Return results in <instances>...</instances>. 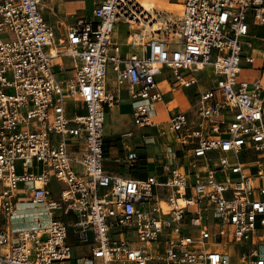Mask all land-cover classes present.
<instances>
[{
  "label": "built area",
  "instance_id": "2783aa9c",
  "mask_svg": "<svg viewBox=\"0 0 264 264\" xmlns=\"http://www.w3.org/2000/svg\"><path fill=\"white\" fill-rule=\"evenodd\" d=\"M58 1L0 0V35L14 36L0 38V264H264V93L240 76L264 0H181L174 18L139 0H81L91 17L62 33L43 15ZM161 80L198 90L156 122ZM123 88L133 123L173 139L143 180L104 165ZM24 206L35 211L17 226Z\"/></svg>",
  "mask_w": 264,
  "mask_h": 264
},
{
  "label": "crops",
  "instance_id": "0c3cea01",
  "mask_svg": "<svg viewBox=\"0 0 264 264\" xmlns=\"http://www.w3.org/2000/svg\"><path fill=\"white\" fill-rule=\"evenodd\" d=\"M87 3L81 0L58 1L48 8L43 9V15L57 29L58 33H62L66 28V24L72 21L75 15L87 18L91 17V8L89 11ZM258 35H261L259 31L256 37H259ZM261 50H258V48L252 50L254 61L242 67L240 76L248 81L254 78L260 79L262 83V94L264 93V51L261 52ZM115 85V77L110 73L107 85L109 94H117ZM192 88L188 89L192 90ZM160 89L165 95V101L163 103H157L155 106V115L153 118L156 122H164L167 120L169 108L182 109V104L186 102L184 94H188V89L171 91L166 81L162 80L160 82ZM119 95V102L106 112V116L108 115L107 125H109V132H104V165L113 173L143 180L148 175L160 170L157 166L162 162V155L160 153L164 150V141L166 139L169 141L171 136H158L156 130L152 127L136 126L132 121V104L129 94L123 88L120 90ZM146 136L153 138V140L146 139ZM160 139H162L160 151L158 154H155L154 148L150 145L155 144ZM132 150L136 151L137 158L130 161L127 155ZM77 247L80 246H75V248ZM83 247L87 250L86 246Z\"/></svg>",
  "mask_w": 264,
  "mask_h": 264
},
{
  "label": "rangeland",
  "instance_id": "374dc122",
  "mask_svg": "<svg viewBox=\"0 0 264 264\" xmlns=\"http://www.w3.org/2000/svg\"><path fill=\"white\" fill-rule=\"evenodd\" d=\"M169 1L170 2H175V3H181V0H169ZM165 6L168 7V8H170V9H175V10H178L181 7V6H178V7L177 6H171L170 4H165ZM87 8L90 11V8H91L90 2L87 3ZM126 31H127V29H126V25L125 24H122V23L116 24L115 25L116 35H114L115 36V40H117L120 43L124 44L125 36H126ZM258 31H259V34H262V33H264V28H260ZM258 36L260 37L261 35H258ZM13 37L14 36H13L12 33H3V34L0 35V38L2 40H4V41L11 40V39H13ZM252 44L256 48H258V50H261L262 48H264V42H261L259 38L258 39L252 38ZM123 46H125V45H123ZM261 52H262V50H261ZM57 76L58 77H61L62 75L58 74ZM196 76L198 78H200V80L202 82H205L206 81L204 72H197L196 73ZM196 90H197L196 87H193L192 90H190V89L187 90L188 91L187 92L188 94H186V95L184 94V96L186 97L185 98L186 102L182 104V108H185V107L189 106V102L194 101V97H195L194 94L196 93ZM178 92H175V93H178ZM107 122H108V115L106 116V120L104 121V132H106V133L109 132L108 131L109 130V125H107ZM159 141H160V143H159ZM159 141L157 140L155 142V144H151L150 145L151 147L154 148L155 154H158L159 151H160V144L162 143V139H160ZM169 141L171 143L173 142L172 137L169 139ZM34 211H35V209H33L32 206H24L23 208L19 209L18 210V213L19 214L20 213H22V214L25 213V214H27V216L26 217L19 218V219H16L14 221V224L17 225V226H25V225L29 224L30 221H31V218H29V214H33ZM262 237H264V236H262ZM73 239H75V238H74L73 234H71V236H70V242L74 244L75 242L73 241ZM210 249H216V248L214 247V248H210ZM85 250H86L85 247H83V248L82 247L75 248V246L73 247L74 255H76L78 253H82Z\"/></svg>",
  "mask_w": 264,
  "mask_h": 264
},
{
  "label": "bare ground",
  "instance_id": "6f19581e",
  "mask_svg": "<svg viewBox=\"0 0 264 264\" xmlns=\"http://www.w3.org/2000/svg\"><path fill=\"white\" fill-rule=\"evenodd\" d=\"M139 3L143 9V13L152 14L153 17H155L154 15L155 10L166 13L169 18L180 17L181 15V9H182L181 3L170 2L169 0H139ZM165 4H170L171 6H177V7L181 6V7L180 9L175 10L166 7ZM158 27H159V23L157 22H154L153 25L151 26V28L155 30L158 29ZM174 40L176 41L177 38H174Z\"/></svg>",
  "mask_w": 264,
  "mask_h": 264
}]
</instances>
